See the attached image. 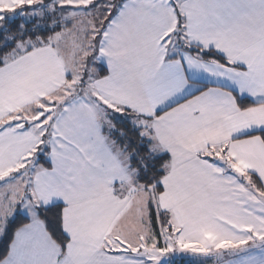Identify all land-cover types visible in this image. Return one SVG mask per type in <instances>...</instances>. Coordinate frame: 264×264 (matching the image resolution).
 I'll use <instances>...</instances> for the list:
<instances>
[{
  "label": "snow or ice",
  "instance_id": "obj_1",
  "mask_svg": "<svg viewBox=\"0 0 264 264\" xmlns=\"http://www.w3.org/2000/svg\"><path fill=\"white\" fill-rule=\"evenodd\" d=\"M0 264H264V0H0Z\"/></svg>",
  "mask_w": 264,
  "mask_h": 264
}]
</instances>
